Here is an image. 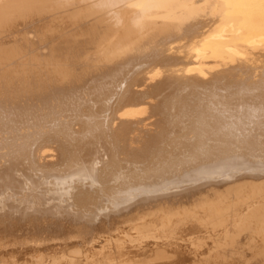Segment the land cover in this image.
<instances>
[{"label":"bare ground","instance_id":"obj_1","mask_svg":"<svg viewBox=\"0 0 264 264\" xmlns=\"http://www.w3.org/2000/svg\"><path fill=\"white\" fill-rule=\"evenodd\" d=\"M0 264H264V0H0Z\"/></svg>","mask_w":264,"mask_h":264},{"label":"rangeland","instance_id":"obj_2","mask_svg":"<svg viewBox=\"0 0 264 264\" xmlns=\"http://www.w3.org/2000/svg\"><path fill=\"white\" fill-rule=\"evenodd\" d=\"M229 60H230V59H227L226 57H225V58H222V61H224V62H225V61H229ZM144 128L146 129V128H149V127L146 126V127H144Z\"/></svg>","mask_w":264,"mask_h":264}]
</instances>
